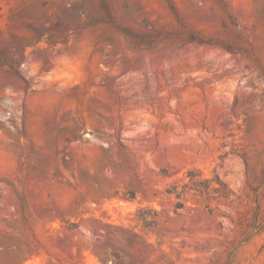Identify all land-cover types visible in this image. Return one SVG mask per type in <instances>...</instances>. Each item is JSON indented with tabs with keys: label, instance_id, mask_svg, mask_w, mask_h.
<instances>
[{
	"label": "rangeland",
	"instance_id": "1",
	"mask_svg": "<svg viewBox=\"0 0 264 264\" xmlns=\"http://www.w3.org/2000/svg\"><path fill=\"white\" fill-rule=\"evenodd\" d=\"M0 264H264V0H0Z\"/></svg>",
	"mask_w": 264,
	"mask_h": 264
},
{
	"label": "trees",
	"instance_id": "2",
	"mask_svg": "<svg viewBox=\"0 0 264 264\" xmlns=\"http://www.w3.org/2000/svg\"><path fill=\"white\" fill-rule=\"evenodd\" d=\"M198 176H199V173L197 170L188 171L187 177H188L189 181H188V183H186L184 188L189 189V190H194L196 192L206 193L209 196L215 195L214 197L219 196L220 193L223 194L222 193L223 191H222L220 185L219 186L212 185L211 182H213V181H210L208 179H202ZM214 180H216V182H218L220 184V177L218 175H216V178ZM175 192L177 193L178 196L183 194V191H178L177 189ZM143 211H145V208H140L138 210V214L140 215V217L142 219L145 220L146 223L150 222L147 219H145V217H143V214H142Z\"/></svg>",
	"mask_w": 264,
	"mask_h": 264
}]
</instances>
